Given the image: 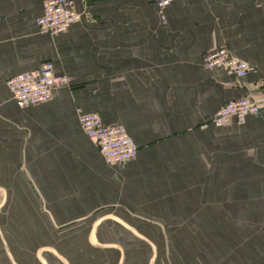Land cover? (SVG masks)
Here are the masks:
<instances>
[{
	"label": "crops",
	"instance_id": "0c3cea01",
	"mask_svg": "<svg viewBox=\"0 0 264 264\" xmlns=\"http://www.w3.org/2000/svg\"><path fill=\"white\" fill-rule=\"evenodd\" d=\"M44 1L0 0V264H264V0H72L55 35ZM222 46L244 78L204 67ZM43 62L67 84L18 107L7 79ZM243 96L259 113L213 122ZM77 109L135 158L107 164Z\"/></svg>",
	"mask_w": 264,
	"mask_h": 264
},
{
	"label": "built area",
	"instance_id": "2783aa9c",
	"mask_svg": "<svg viewBox=\"0 0 264 264\" xmlns=\"http://www.w3.org/2000/svg\"><path fill=\"white\" fill-rule=\"evenodd\" d=\"M151 1L155 7L162 9L172 0ZM79 19L80 13L75 10L72 0H45L36 25L41 31L55 35L65 32ZM203 65L208 69L221 67L240 79L246 76L249 68L245 61L233 56L225 46L206 51ZM66 84V76L55 74L51 62H43L36 69L14 75L6 81L11 99L18 107L41 104L52 96L53 91ZM260 109L261 105L249 96L230 99L221 105L213 122L221 125L234 116L257 114ZM77 121L107 164L123 165L135 158L137 146L123 126L104 124L97 113H86L80 109H77Z\"/></svg>",
	"mask_w": 264,
	"mask_h": 264
},
{
	"label": "water",
	"instance_id": "95a60500",
	"mask_svg": "<svg viewBox=\"0 0 264 264\" xmlns=\"http://www.w3.org/2000/svg\"><path fill=\"white\" fill-rule=\"evenodd\" d=\"M106 219H112V220L116 221L117 223H119L120 225H122L123 227H125L126 229L131 231L133 234H135L137 237H139L141 239H144L145 241H148L145 237H143L142 235L138 234L129 224H127L126 222H124L123 220H121L120 218H118V217H116L114 215L106 214V215H103V216L99 217L97 219V222L94 223L92 227H95L96 224H98L101 220H106ZM4 247L6 249V246H4ZM7 256H8V259H9L11 264H16L14 262V260L12 259L11 255L8 252H7ZM58 258H59V260L63 261L60 257H58ZM38 259H40V258L38 257Z\"/></svg>",
	"mask_w": 264,
	"mask_h": 264
},
{
	"label": "rangeland",
	"instance_id": "374dc122",
	"mask_svg": "<svg viewBox=\"0 0 264 264\" xmlns=\"http://www.w3.org/2000/svg\"><path fill=\"white\" fill-rule=\"evenodd\" d=\"M106 214L113 215L112 213H106ZM106 214H103V215H106ZM103 215H101V216H103ZM101 216H100V217H101ZM114 216H115V215H114ZM118 218H120V217H118ZM92 219H93V218H91L90 220H92ZM120 219H121V218H120ZM121 220H122V219H121ZM87 222H88V224H89L90 221H87Z\"/></svg>",
	"mask_w": 264,
	"mask_h": 264
}]
</instances>
